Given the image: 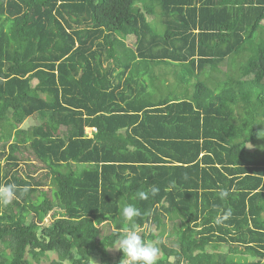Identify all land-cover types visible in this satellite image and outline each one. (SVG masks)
<instances>
[{"label": "trees", "instance_id": "16d2710c", "mask_svg": "<svg viewBox=\"0 0 264 264\" xmlns=\"http://www.w3.org/2000/svg\"><path fill=\"white\" fill-rule=\"evenodd\" d=\"M243 53L238 81L212 74L191 98H155L157 75L139 66L215 71ZM261 108L264 0H0V185L26 189L0 206V264H123L107 250L147 226L160 230L142 233L157 264H264V156L247 148ZM28 117L38 122L21 127ZM168 217L180 219L171 245Z\"/></svg>", "mask_w": 264, "mask_h": 264}, {"label": "clouds", "instance_id": "9594fccd", "mask_svg": "<svg viewBox=\"0 0 264 264\" xmlns=\"http://www.w3.org/2000/svg\"><path fill=\"white\" fill-rule=\"evenodd\" d=\"M95 127H86L85 132L87 137H93L95 131H92L90 135V130ZM26 191L20 190L15 184H3L0 185V206H8L17 200L18 192ZM151 193L154 195L158 189H150ZM140 199H147V194L144 191L138 193ZM228 195L227 191L221 190L219 196L221 199L226 198ZM141 215V212L132 204H128L121 209V216L126 221H132L135 217ZM229 213L224 214V219L227 218ZM221 218L218 217L216 222L219 223ZM112 246L122 250L123 259L126 264H157L160 257V248L152 242L144 239L140 231L136 230L134 227L127 230L119 236L117 241H115Z\"/></svg>", "mask_w": 264, "mask_h": 264}, {"label": "crops", "instance_id": "0c3cea01", "mask_svg": "<svg viewBox=\"0 0 264 264\" xmlns=\"http://www.w3.org/2000/svg\"><path fill=\"white\" fill-rule=\"evenodd\" d=\"M150 7L152 8L154 6L150 5ZM160 10H161L160 8L154 7L151 13ZM148 19L154 26H156L153 17H150ZM132 41L135 43L136 39L134 38L132 39ZM208 45H210V43H208ZM190 59H192V57H190ZM144 61L147 63L140 64L139 66L143 68L148 67L149 70L153 67L154 68L153 72L157 75L158 82L154 88L153 85L151 84V81L147 80V83L150 86V90H155L156 87H159V90H155V94H153L155 98H164V99L166 98L182 99L185 97L191 98L195 95V87L199 81L205 83L211 90V82L214 84V82L211 80L212 74L213 77L215 78L217 76L218 78L219 77L221 78L224 75V73L228 74L229 72H231L228 64L229 63L228 59L221 62L218 65V67H216L217 69L215 71L211 69V65L204 69H199V68L195 69V67H192L190 66V64H188V61L185 62L175 61L171 64H168L166 62L155 63L152 62L150 59H146ZM227 66L228 68H226ZM194 71H196L198 75L191 77ZM168 72H170L171 74L167 75ZM177 72L180 73L181 78L178 79L181 80L179 81L177 79H174V81L171 82V79L175 77V73L177 74ZM222 72L223 75L219 76V73ZM163 78L166 79L164 82L165 86H163L162 83L160 82V80Z\"/></svg>", "mask_w": 264, "mask_h": 264}, {"label": "rangeland", "instance_id": "374dc122", "mask_svg": "<svg viewBox=\"0 0 264 264\" xmlns=\"http://www.w3.org/2000/svg\"><path fill=\"white\" fill-rule=\"evenodd\" d=\"M162 12H164V11L163 10H160V11L153 12V14H151V15H147L148 18L153 17V19L155 20L156 27L159 28V30H163V28L165 27L164 24H163V17L164 16H163ZM134 38H135V36H132L131 35V36H129V39H127L128 44H130L133 47H134V42L132 41V39H134ZM246 58H247V53H243L242 54V57H240L239 59H238V57H233V59H234V66L231 67V69H230V71L232 73H229V74H226L225 73L223 75V72H222V73H219V76L223 75L222 78H224L226 80H228V78H226V76H232V79L233 80L232 79H229L230 81H234V82L238 81L239 80L238 78L242 77V73H240L239 66H240V64L242 65V63L246 62ZM144 63H147V62H145V61L142 62V64H144ZM226 68H228V66ZM153 69L154 68L152 67L150 70H153ZM168 74H171V73L168 72L167 75ZM178 78H181L179 72H177V74L175 73V77H173L171 79V82L174 81V79H177V80L180 81L181 79H178ZM165 80H166L165 78H163V79L160 80V82L162 83L163 86H165L164 85ZM35 84H36V80L34 81V84L33 85H35ZM214 85H217L216 82L214 83ZM32 94L38 95L35 92H32ZM260 112H264V108H261L260 109ZM260 114L263 115L262 113H260ZM261 118H262L261 119L262 121L259 124V126L261 127V130H260L261 133L259 134L258 140L257 141H253L252 143L248 144L247 145V148H248L249 152L257 153L258 155L261 154L262 156H264V116L261 117ZM37 122H38L37 119H35L33 117H28L22 123L21 127H23V128H29L30 126L34 125V123H37ZM248 129H251V127L248 126ZM24 160L27 161V163L32 162V163L40 164L38 161H35L34 160L33 154L28 149H26V151H25V158H24ZM39 173L40 172H38L37 175H40ZM44 188H45L44 191L47 192V190H48L47 193L49 194L50 198H52V193L50 191V188L51 187L50 188L49 187H44ZM29 218H31V216ZM52 219L53 218L49 216L47 218V223H50L52 221ZM166 220L169 221V222H168V225L166 227V232L162 236V241H164L167 244L171 245V244L174 243V241L176 240V238L175 237L169 238V231L170 230H173L172 228H173V225L175 223L176 224H179L180 223V219L174 217L173 221L170 222L171 221V218L169 219V217H168V218H166ZM112 229H114V225L112 223L111 224L105 223L103 225H100V230H101V233L102 234L110 233ZM138 231H140L141 234L143 232H145L146 234H149L150 231H155V229H154V227L152 228V226H150V227L147 226V227H144L142 230H138ZM155 233L156 234H159L160 233V230L158 229L157 231H155ZM156 240H159V238L156 239ZM91 248H93V246H91ZM117 253H118V248L114 247V248H109L107 250V253L106 254L109 257V256L116 255ZM54 258H56V255H51L50 258H46L45 257V258L41 259L39 262H36V260H35L33 264H50V261L52 259H54ZM107 261H108V258H104L101 263L102 264H107ZM123 264H126V261H124Z\"/></svg>", "mask_w": 264, "mask_h": 264}, {"label": "built area", "instance_id": "2783aa9c", "mask_svg": "<svg viewBox=\"0 0 264 264\" xmlns=\"http://www.w3.org/2000/svg\"><path fill=\"white\" fill-rule=\"evenodd\" d=\"M96 130V128H93L92 130H90V135L92 134V131H95Z\"/></svg>", "mask_w": 264, "mask_h": 264}]
</instances>
